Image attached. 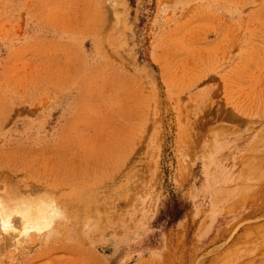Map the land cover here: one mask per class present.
<instances>
[{
  "label": "rangeland",
  "instance_id": "rangeland-1",
  "mask_svg": "<svg viewBox=\"0 0 264 264\" xmlns=\"http://www.w3.org/2000/svg\"><path fill=\"white\" fill-rule=\"evenodd\" d=\"M2 205L0 264H264V0H0Z\"/></svg>",
  "mask_w": 264,
  "mask_h": 264
},
{
  "label": "bare ground",
  "instance_id": "bare-ground-1",
  "mask_svg": "<svg viewBox=\"0 0 264 264\" xmlns=\"http://www.w3.org/2000/svg\"><path fill=\"white\" fill-rule=\"evenodd\" d=\"M46 199V198H45ZM107 204V203H106ZM7 206V205H6ZM36 206V205H35ZM47 206V205H46ZM44 206V207H46ZM43 207V206H41ZM26 208V207H24ZM1 212H0V220H1V226L4 227V230L10 229L12 230V225L10 224V216L13 215H18L21 217L22 219V227L23 230L26 231L27 229H31V228H36V227H42L43 224L46 222V215L47 214H51L50 212L46 211V209H35L34 212L29 211L28 209H17L12 211L11 213L9 211H5L4 206L2 205L1 208ZM10 209V208H9ZM31 209V208H30ZM53 217V216H52Z\"/></svg>",
  "mask_w": 264,
  "mask_h": 264
},
{
  "label": "crops",
  "instance_id": "crops-1",
  "mask_svg": "<svg viewBox=\"0 0 264 264\" xmlns=\"http://www.w3.org/2000/svg\"><path fill=\"white\" fill-rule=\"evenodd\" d=\"M59 234H62L60 242L50 244L49 250H48V247H45L43 250L35 251V253L33 254L32 257H35V258L38 257L39 254L42 253V251L53 252V251L59 250V249H63L64 251H68L69 249H72V250L77 249L78 246H80V245H78V243H76L77 240L74 239L76 237H74L75 234L72 233V229H62V231L60 230ZM52 256H53L52 254L46 255V257H52ZM35 258H34V260H35Z\"/></svg>",
  "mask_w": 264,
  "mask_h": 264
}]
</instances>
